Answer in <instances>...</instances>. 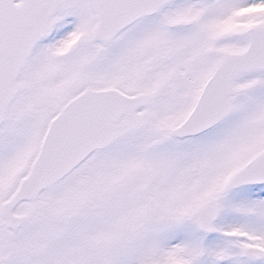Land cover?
<instances>
[{"label":"snow or ice","instance_id":"1","mask_svg":"<svg viewBox=\"0 0 264 264\" xmlns=\"http://www.w3.org/2000/svg\"><path fill=\"white\" fill-rule=\"evenodd\" d=\"M0 264H264V0H0Z\"/></svg>","mask_w":264,"mask_h":264}]
</instances>
